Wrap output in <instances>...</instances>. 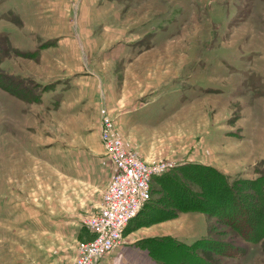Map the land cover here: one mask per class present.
<instances>
[{"label":"rangeland","instance_id":"374dc122","mask_svg":"<svg viewBox=\"0 0 264 264\" xmlns=\"http://www.w3.org/2000/svg\"><path fill=\"white\" fill-rule=\"evenodd\" d=\"M3 36L0 264H75L116 172L105 119L125 150L164 168L101 262L264 264V241L217 219L234 210L219 173L240 181L239 210L264 233V0H0V51ZM181 188L201 210L163 219ZM58 216L76 223L58 228ZM226 246L245 251L230 260Z\"/></svg>","mask_w":264,"mask_h":264},{"label":"built area","instance_id":"2783aa9c","mask_svg":"<svg viewBox=\"0 0 264 264\" xmlns=\"http://www.w3.org/2000/svg\"><path fill=\"white\" fill-rule=\"evenodd\" d=\"M110 130V121L105 119L101 140L116 172L105 189L100 210L87 221L93 238L78 244L75 264H94L120 244L128 223L150 200L151 178L164 168L149 166L137 154L125 150Z\"/></svg>","mask_w":264,"mask_h":264},{"label":"trees","instance_id":"16d2710c","mask_svg":"<svg viewBox=\"0 0 264 264\" xmlns=\"http://www.w3.org/2000/svg\"><path fill=\"white\" fill-rule=\"evenodd\" d=\"M3 45L4 48L2 51H0V63L2 62L3 58H5L6 56L10 55V53L12 52V47L11 44L8 40L7 37L3 36ZM3 47V46H2ZM19 53V52H18ZM20 56H23L22 54H20ZM24 56H27L26 54H24ZM31 56V55H30ZM0 77L3 78V71L0 70ZM49 88L48 87H43L42 92H46L48 91ZM33 102H39V98L36 97L35 99H32ZM217 175L219 176V178L222 180V184H224L225 190L227 193H229L233 198L231 199L233 201V205L231 204V207L234 208V210L229 209L228 212L225 211L224 208L221 207L222 211L224 210L225 213H218L217 215V219L219 221H221L223 224H227L230 227H233L235 229V231L238 234V237L240 238V240H242V242L244 243H250V242H261L264 241V233H260L259 234V227L253 222L250 223L249 220V209H246L248 211L246 212H241L239 209V201H238V189L240 188V185L238 186L237 184H239L237 182H229L228 179L217 173ZM237 183V184H236ZM258 182H256L255 184H257ZM237 186H236V185ZM262 185V198L264 199V183L261 184ZM178 186V185H177ZM259 186V185H258ZM182 189V190H181ZM180 189V193H174L170 199H168L166 201V206L169 208L163 211V213H161V215L164 217L163 219H171L177 216L178 212H186V211H192V210H201L199 205L197 204V202L195 203V200L193 199V196L190 195V193L193 194V192L189 189V188H181ZM236 189V190H235ZM148 205V202L145 204L144 207H146ZM198 205V206H197ZM219 217V218H218ZM257 223V222H256ZM206 242H209L208 239L205 238V240H200V241H196L195 243H193L190 246H185V245H181V244H177V242H175L173 239L171 241V246L174 248H177L179 250H186V251H191L192 249H195L197 246L202 245L204 246V244H206ZM227 248V253L226 256H228L230 258V260L235 259V257L241 253H243L245 250H238L237 247H232V246H226ZM261 248L264 251V244H261Z\"/></svg>","mask_w":264,"mask_h":264},{"label":"crops","instance_id":"0c3cea01","mask_svg":"<svg viewBox=\"0 0 264 264\" xmlns=\"http://www.w3.org/2000/svg\"><path fill=\"white\" fill-rule=\"evenodd\" d=\"M65 103V102H64ZM136 112V111H135ZM134 113V112H133ZM131 114L132 113H130V114H128V116H131ZM125 122L127 123V127H135L136 126V123L138 122V121H136V119L135 120H132V118L131 117H127V116H125ZM123 122V124H124V121H122ZM140 123V122H139ZM149 126H152V125H149ZM99 156H100V158H102V153H100L99 154ZM103 160V159H102ZM103 162V161H102ZM101 161L100 162H96V163H93V165L95 166V169L96 170H98V180H99V178H100V181H101V183L100 184H102V186H104L105 184H106V182H107V180L106 179H103L102 178V172H103V163H102ZM106 174V173H105ZM110 181H111V179H110ZM109 181V182H110ZM108 182V183H109ZM108 183H107V185H108ZM107 187V186H106ZM100 204V196L98 195V205ZM98 205L96 206V207H98ZM100 207H101V204H100ZM99 207V208H100ZM58 219V220H57ZM52 224H55V223H57V226H58V228H63V229H65L66 230V226H67V228H69V227H72V226H74V224L76 223L75 222V220L73 219V221H71V220H69V219H67L66 220V218H65V216H58L57 218H56V222H51ZM73 233H75V231L73 230ZM76 234V233H75ZM75 234H74V236H72L73 238H75ZM90 236V237H89ZM92 236V237H91ZM88 239L87 240H89V239H92L93 238V234L91 233V232H89V235H88ZM69 239H72V238H69ZM72 255L74 256V252L72 253ZM103 258L104 257H102V258H99L98 260H96L95 262V264H104L103 262H101V261H103ZM106 264V263H105Z\"/></svg>","mask_w":264,"mask_h":264}]
</instances>
